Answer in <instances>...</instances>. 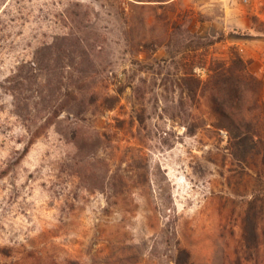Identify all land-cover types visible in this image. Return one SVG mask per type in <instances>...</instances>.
Instances as JSON below:
<instances>
[{"label": "rangeland", "instance_id": "rangeland-1", "mask_svg": "<svg viewBox=\"0 0 264 264\" xmlns=\"http://www.w3.org/2000/svg\"><path fill=\"white\" fill-rule=\"evenodd\" d=\"M192 34L226 40L180 53ZM236 55L264 139V0H0V264L264 259L263 157L235 160L210 96L180 85Z\"/></svg>", "mask_w": 264, "mask_h": 264}, {"label": "trees", "instance_id": "trees-1", "mask_svg": "<svg viewBox=\"0 0 264 264\" xmlns=\"http://www.w3.org/2000/svg\"><path fill=\"white\" fill-rule=\"evenodd\" d=\"M183 25H175L174 31H181ZM226 40L225 36L203 39L192 34V42L180 49L186 51H207ZM183 52H182V51ZM173 55V54H171ZM176 57L173 55V58ZM207 82L198 79L193 70H187L181 77V86L191 98L208 94L212 107L220 118V127L230 136L231 155L238 162H246L250 156L261 154L264 161V139L259 136L253 121L247 117L245 105L250 95L259 94L263 82L248 71L245 61L236 55L230 63L214 60ZM252 201L244 216L242 239L249 250H258L261 245L259 232L260 213ZM254 264H264V259L249 256Z\"/></svg>", "mask_w": 264, "mask_h": 264}]
</instances>
